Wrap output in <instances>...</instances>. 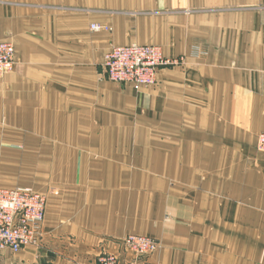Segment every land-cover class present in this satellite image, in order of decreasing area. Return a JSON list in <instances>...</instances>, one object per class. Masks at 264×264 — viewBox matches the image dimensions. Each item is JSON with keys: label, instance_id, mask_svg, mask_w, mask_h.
<instances>
[{"label": "crops", "instance_id": "obj_1", "mask_svg": "<svg viewBox=\"0 0 264 264\" xmlns=\"http://www.w3.org/2000/svg\"><path fill=\"white\" fill-rule=\"evenodd\" d=\"M2 40L14 42L16 63L0 78V188L31 187L24 172L63 168L64 177L44 192L39 244L1 250L0 264H98L122 251L128 234L160 241L155 264H264V211L199 212L183 188L174 206L166 182L154 203L148 192L137 205V179L147 190L157 181L130 171L135 157L143 166L163 157L156 172H166L170 155L183 171L184 155L255 153L264 132V0H1ZM133 43L186 56L142 88L139 123L159 125L175 142L170 153L156 135L130 134L137 90L98 77L113 46ZM193 44L207 55L190 54Z\"/></svg>", "mask_w": 264, "mask_h": 264}, {"label": "rangeland", "instance_id": "obj_2", "mask_svg": "<svg viewBox=\"0 0 264 264\" xmlns=\"http://www.w3.org/2000/svg\"><path fill=\"white\" fill-rule=\"evenodd\" d=\"M99 26L100 29L98 30H107V31L111 30L109 26H105V25H99ZM6 42H11L14 44V42L12 41H6ZM152 45H156V44H152ZM156 46H158L161 49L164 57L170 59L173 63L165 66H161L158 69L156 82L154 85L151 86H156L159 84L160 70L182 68L185 66L186 63L185 54L178 56H168L165 54L163 48L160 45H156ZM189 53L195 56H206L208 52L207 49L204 48L202 45L193 44L189 48ZM15 54H16V46H15ZM105 57L102 60V62L98 64L99 69L101 68L104 69ZM5 75L0 76V78ZM98 77L100 80H103L104 82H110L113 85L115 84L118 85V83L110 81L107 77L104 76L101 77V75H99ZM119 85L122 86L131 85L137 90L136 93L131 96L132 98L135 99V101L133 100L135 107L133 108L134 110L131 113V116L135 118V124H131L128 126L130 129V134H135V133L137 134V132L139 133L140 131H143V134L145 135L146 134L156 135L158 138H161L164 141L166 139L165 132L162 130L159 131L160 130L159 125H155V124L145 125L144 123H139V119H140L139 117L146 116L144 111L146 98H144L143 95L144 90L142 88H147L151 86H142L134 83H124ZM170 133H172V131H170ZM262 134H264V132L260 133L257 138L255 153H253L250 156L243 158L234 157V156L233 157L216 156L214 158L212 157L207 159L204 157H186V155H184L182 157H179L178 159L179 160L178 164L183 166L181 168L183 171L177 169V166H175V162L172 164L173 162L172 160L176 158L173 157V155H170L167 158L168 161L165 163L166 164L165 168L168 169V171L166 172H156L164 164L163 157L156 156L151 158L152 159L151 165L149 166L147 164L148 161L147 158H145L146 163L143 166V163L141 162L143 158L135 157L134 165L130 166V171H135L136 172L135 175L137 177L138 176L143 177L145 174L146 177L150 176L157 181V183H155L156 184L155 188L152 187L151 190L149 189L147 190L144 188H138L137 185L142 180H139L140 178L137 179L136 181L137 185L135 186L136 189L134 190L138 192L137 200H136L137 205L147 203L150 201V199L146 196V193L148 192L152 193L153 191V193L160 194V190L158 189V187L161 182H166L168 187L167 194L166 191L164 194L162 192V194L164 198L167 197L169 204H174V206L176 204V199L178 197L177 194L179 192L181 193V189L183 188L185 189V193H190L189 196L191 197L194 206L197 207V211L199 212H204V213L210 212V213L219 214L224 212L236 213L243 211L247 213H253L256 211L258 212L264 211V159H262L261 155H259V153L264 155V150H261L259 147V137ZM167 137L169 138V136ZM133 142L135 144L139 143V141L138 142L133 141ZM162 144L164 148L168 147L169 149L168 153H170L171 152L170 149L174 148L175 142L164 141L162 142ZM183 153H187L186 149L183 151ZM50 159L56 160V162L59 161L61 165H64L63 162L64 158H49V160ZM66 159L67 158H65V160ZM149 167L152 168L151 173L147 171ZM194 167L196 168L194 169ZM197 168H199L198 172H197ZM55 171L51 170L50 172H41L39 175L35 173L32 174L29 172H24L23 174L24 184H26L25 186H31V187L29 188L23 187L20 189L30 190L42 194L43 196H45L46 204H47V194L44 192L47 191L46 187L48 182L57 181V180L62 181L64 177L63 168L61 169L60 172L57 171L55 172ZM191 183L193 184L191 185ZM30 188H35V189L33 190ZM153 193H152L153 196L152 202L154 203L155 195ZM197 193H199L200 197L199 196L196 197ZM169 216H170V212L167 215V217ZM199 223L201 224L202 222L199 221ZM129 236H142V237L150 238L155 241L156 249L149 253H142L136 250H132L125 244V240ZM120 246L122 251L108 252L101 254L100 256L105 254H114L118 257L120 264H126V263L142 264V262L155 264L152 261L151 257L153 254H155L158 251V249L161 246V243L157 238L152 236L128 234L120 241ZM129 254L131 255L130 257H128Z\"/></svg>", "mask_w": 264, "mask_h": 264}, {"label": "built area", "instance_id": "obj_3", "mask_svg": "<svg viewBox=\"0 0 264 264\" xmlns=\"http://www.w3.org/2000/svg\"><path fill=\"white\" fill-rule=\"evenodd\" d=\"M92 28L98 30L100 26L93 24ZM15 63L14 44L0 41V76L12 72ZM171 63L173 62L165 58L156 45L138 43L117 45L106 54L104 73L110 81L118 84L151 86L156 82L158 69ZM259 147L264 150V134L259 137ZM45 211L46 198L42 194L20 188H0V251L9 248L13 252H19L27 245H38ZM125 244L132 250L142 253L156 249L154 240L142 236H129ZM98 264L120 262L116 255L105 254L99 257Z\"/></svg>", "mask_w": 264, "mask_h": 264}]
</instances>
